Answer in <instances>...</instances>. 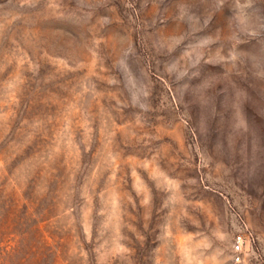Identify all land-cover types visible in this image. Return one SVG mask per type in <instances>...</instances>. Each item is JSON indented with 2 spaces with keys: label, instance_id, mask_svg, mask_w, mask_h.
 I'll use <instances>...</instances> for the list:
<instances>
[{
  "label": "rangeland",
  "instance_id": "rangeland-1",
  "mask_svg": "<svg viewBox=\"0 0 264 264\" xmlns=\"http://www.w3.org/2000/svg\"><path fill=\"white\" fill-rule=\"evenodd\" d=\"M0 264H264V0H0Z\"/></svg>",
  "mask_w": 264,
  "mask_h": 264
},
{
  "label": "built area",
  "instance_id": "built-area-1",
  "mask_svg": "<svg viewBox=\"0 0 264 264\" xmlns=\"http://www.w3.org/2000/svg\"><path fill=\"white\" fill-rule=\"evenodd\" d=\"M253 240L250 231H238L231 243L232 258L237 262L243 260L246 252L251 248Z\"/></svg>",
  "mask_w": 264,
  "mask_h": 264
}]
</instances>
